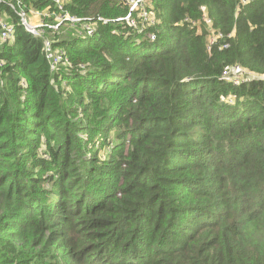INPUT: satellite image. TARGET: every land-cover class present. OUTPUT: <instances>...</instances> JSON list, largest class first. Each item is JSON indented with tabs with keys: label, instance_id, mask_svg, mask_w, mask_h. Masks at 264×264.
Returning <instances> with one entry per match:
<instances>
[{
	"label": "trees",
	"instance_id": "1",
	"mask_svg": "<svg viewBox=\"0 0 264 264\" xmlns=\"http://www.w3.org/2000/svg\"><path fill=\"white\" fill-rule=\"evenodd\" d=\"M145 1L153 25L35 37L0 0V264H264V0ZM203 16L227 49H206ZM45 39L71 66L50 70ZM236 65L263 78L233 85Z\"/></svg>",
	"mask_w": 264,
	"mask_h": 264
},
{
	"label": "built area",
	"instance_id": "2",
	"mask_svg": "<svg viewBox=\"0 0 264 264\" xmlns=\"http://www.w3.org/2000/svg\"><path fill=\"white\" fill-rule=\"evenodd\" d=\"M52 4L55 12L49 13L48 11L39 12L35 10H29L28 14L24 11L22 2L23 0H14V3L8 4L19 17L20 22L24 29L32 34L35 37H41L44 34V27L49 28L52 31L57 30L62 24L69 23L70 25L80 24L83 33L79 35L84 36H93L97 31V24H107L110 22H125L128 25L135 27V17L137 16L138 20L144 21L153 25L155 18L153 12L147 11L145 0H118L123 2L128 6V13L125 17H119L116 19H102L97 18L95 21L91 19H81L75 16H70L65 10L68 0H49ZM248 0H243L242 3L245 4ZM53 18L52 21H47L48 18ZM202 22L205 24L206 29L208 30L207 36V46L206 49L210 51L212 46H217L219 50L227 49V42H223L224 35L215 31L212 26V21L210 18L203 16ZM15 31L13 25L8 21L6 17H0V42L1 43H11L14 41ZM232 35L229 34L228 37ZM154 36H150V40L154 41ZM53 42L48 39L44 40L43 53L45 59L48 61L51 71L58 69V66L64 64L65 66H71L68 59L65 57L63 50L58 48H53ZM0 61V66H2ZM83 68V66L81 67ZM222 76L227 78L233 85H238L244 83L251 78H263V76H258L251 74L241 68L239 65L234 66L228 70H224Z\"/></svg>",
	"mask_w": 264,
	"mask_h": 264
},
{
	"label": "rangeland",
	"instance_id": "3",
	"mask_svg": "<svg viewBox=\"0 0 264 264\" xmlns=\"http://www.w3.org/2000/svg\"><path fill=\"white\" fill-rule=\"evenodd\" d=\"M199 24V23H198ZM242 84V83H241Z\"/></svg>",
	"mask_w": 264,
	"mask_h": 264
}]
</instances>
